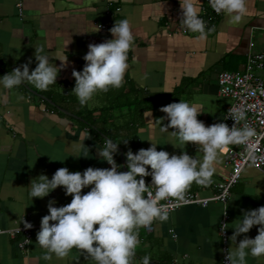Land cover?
<instances>
[{
    "label": "crops",
    "instance_id": "crops-1",
    "mask_svg": "<svg viewBox=\"0 0 264 264\" xmlns=\"http://www.w3.org/2000/svg\"><path fill=\"white\" fill-rule=\"evenodd\" d=\"M205 1L201 0V8ZM19 2L23 4L22 17ZM248 8L239 26L230 25L219 15L217 21L208 26L215 31L200 40L199 34L181 28L179 0H0V76L30 58L29 69L33 70L37 65L35 47L40 45L45 46L49 62L60 68L56 83L47 91L41 92L29 85L11 91L0 90V231L18 228L26 216L36 226L25 251L18 246L20 235H0V264H87L75 249L66 258L53 256L45 260L44 250L36 246V235L41 218L48 214L49 200L55 199L54 206L59 207L70 203L72 197L66 196L62 187L44 198L34 197L32 201L28 193L33 178L41 174L51 178L61 167L71 172H83L88 167H111L98 156L105 137H111L85 126L78 105L68 109L61 99L68 94L74 96L72 73L83 69V56L89 43L111 39L109 29L115 21L129 20L135 47L129 52L125 83L119 89L96 94L89 105L102 106L106 98H142L145 108L135 123L130 141L125 132L127 116L118 111L112 113L108 130L116 136V142L121 141L118 146L125 154L131 146L137 150L150 147L151 141L147 139L152 138L160 143L157 150L179 155L182 150L169 142L175 143L172 129L168 133L160 132L158 119L166 115L160 108L182 99L201 110L197 118L205 126L224 121L232 99L220 95L218 74L224 70H242L251 52H264V0H248ZM201 16L204 18L203 12ZM102 25L107 28L103 29ZM98 26L97 32L79 33L94 31ZM66 57L67 64L61 67L64 62L60 59ZM19 95L25 99L18 101ZM42 95L75 116L50 107ZM167 123L164 120L161 126ZM117 126L121 129H116ZM125 139L127 144L122 141ZM197 147L189 142L183 151L194 157L202 156L197 153ZM114 158L122 165L119 171H127L126 157L120 150ZM225 161L222 154L212 184L227 178L230 169ZM145 178L151 181V177ZM89 190L85 188L82 192ZM187 192L209 197L215 193V188L193 183ZM260 206H264V174L247 166L226 204L184 206L170 212L168 222H154L153 230L139 229L140 243L133 264H141L145 255L151 257L150 264H222V211L227 207V223L231 224L242 215V209ZM228 231L230 237L234 229L229 227ZM257 234L258 226H254L237 239L239 241L243 235L254 238ZM247 264H264V258L257 260L249 256Z\"/></svg>",
    "mask_w": 264,
    "mask_h": 264
},
{
    "label": "clouds",
    "instance_id": "clouds-1",
    "mask_svg": "<svg viewBox=\"0 0 264 264\" xmlns=\"http://www.w3.org/2000/svg\"><path fill=\"white\" fill-rule=\"evenodd\" d=\"M207 2L232 26L244 22L249 11L248 0ZM179 7L182 29L199 34L200 40L215 31L214 27H207L201 16V0H179ZM99 30L100 26L94 31L79 33ZM109 32L111 39L89 43L83 56V69L73 70L75 85L71 93L81 107L86 106L96 94L119 89L125 83L129 52L135 47L134 32L128 19L116 20ZM35 60L37 65L31 71L30 58L27 63L0 76V90L11 91L21 85H29L41 92L47 91L56 83L60 68L49 62L44 45L35 47ZM60 60L64 62L61 67H65L67 57ZM24 99L23 95L17 96L18 101ZM160 111L166 114L158 119L160 132L168 133L172 129L175 143L169 142L182 150L179 155L157 150L160 143L148 138L150 147L135 153L128 149L124 154L127 171H119L122 165L114 156L119 152L121 141L106 138L103 147L98 148V156L110 168L88 167L83 172H71L67 167H61L51 178L41 174L31 180L28 193L31 201L34 197L48 196L57 187H62L65 195L72 197L71 202L63 206H54L55 199L47 204L48 214L41 218L36 235V246L44 250L43 259L51 260L53 256L63 259L75 249L87 264H133L140 243L139 229L154 222H168L172 209L168 201L183 202L193 183L209 186L217 171L216 165L230 147L243 146L244 159L253 164L256 162V148L252 142L256 130L246 123V108L231 107L224 115L225 120L231 118L235 121L231 127L224 122L205 126L197 118L201 110L182 99L162 106ZM164 120L168 123L161 126ZM122 141L128 142L126 139ZM189 142L198 146L197 153H202V156L196 154L194 157L183 151ZM145 177H151L150 183L146 184ZM85 188L90 190L84 193L82 189ZM226 208L222 211L225 215ZM237 218L235 223L221 225V232L229 227L234 229L229 237L231 247L225 256L226 264H247L249 256L257 260L264 258V206L242 209V215ZM22 221L25 229L33 227L24 218ZM254 226H258V234L254 238L243 235L238 241V237L249 233ZM150 262L148 255L141 259V264Z\"/></svg>",
    "mask_w": 264,
    "mask_h": 264
},
{
    "label": "built area",
    "instance_id": "built-area-1",
    "mask_svg": "<svg viewBox=\"0 0 264 264\" xmlns=\"http://www.w3.org/2000/svg\"><path fill=\"white\" fill-rule=\"evenodd\" d=\"M18 7L20 16L22 17V2L18 3ZM202 12L207 27L217 21L219 15L210 8L207 0L202 7ZM102 28L106 29L107 25H102ZM217 82L220 95L232 99V103L228 107L225 115H227L231 107H244L247 109L246 123L256 130V136L252 138V142L256 148L257 160L254 164L246 161L244 159L245 149L243 146H238L237 148L230 147L226 153H223L226 157L225 165L230 169L227 178L218 184L214 185L211 183L209 185L215 188V193L209 197H202L199 193L187 192L185 193V200L179 202V204H177L176 201H168V203L172 205L170 212L188 205L206 207L211 202L226 204L231 197L233 188L240 182L244 169L247 166H252L264 174V52H251L248 55V60L244 69L235 71L224 70L218 74ZM46 111H50V108H46ZM223 122L227 123L229 127L235 123L231 118L224 119ZM145 181L146 184L150 183L146 178ZM202 187L205 188L204 186ZM227 218V214H224L220 222V231L221 225L227 223ZM24 220L30 222L33 227L31 229H25L24 223L21 221L18 228L0 232L9 233L12 236L20 235L21 239L18 242V246L21 250L25 251L31 243L36 226L27 216L24 217ZM146 229L150 231L153 230V224L147 226ZM220 234L222 264H226L225 256L227 250L231 247L229 231L226 229L220 232ZM178 264L182 263L178 262Z\"/></svg>",
    "mask_w": 264,
    "mask_h": 264
},
{
    "label": "trees",
    "instance_id": "trees-1",
    "mask_svg": "<svg viewBox=\"0 0 264 264\" xmlns=\"http://www.w3.org/2000/svg\"><path fill=\"white\" fill-rule=\"evenodd\" d=\"M61 99L68 104L63 105L68 109H71L76 104L78 105V110H80L79 112L81 113L82 122L85 126H88L90 129L97 130L102 136H110L114 141L116 136L113 134V132L108 130L109 124H111L112 122V113L114 111H118L127 116L125 132L126 137L130 141L136 129L135 123L138 121V117L141 116L145 108L144 104H146V102L142 98H129L127 96L126 98H106V104L92 108L89 105L90 102H88L86 106L81 107L75 95L71 96L70 94H68L67 96H65V98ZM50 107L52 106L50 105ZM97 112H100L98 116L96 115ZM119 128L121 129V127H116V129ZM130 144L133 145L132 143ZM132 147L133 146H131V150L134 153L138 151L136 148Z\"/></svg>",
    "mask_w": 264,
    "mask_h": 264
},
{
    "label": "water",
    "instance_id": "water-1",
    "mask_svg": "<svg viewBox=\"0 0 264 264\" xmlns=\"http://www.w3.org/2000/svg\"><path fill=\"white\" fill-rule=\"evenodd\" d=\"M46 102H48L50 105H52V106H54L55 108H57L58 110H60V111H62V112H64V113H67V114H70V115H73V116H75L74 114H71L69 111H67V110H65V109H63V108H61L60 106H58L53 100H51L50 98H47L46 96H44V95H42L41 96ZM105 138H108V137H105ZM118 148H119V150H120V152H121V154H122V156L124 155V152H123V150L118 146Z\"/></svg>",
    "mask_w": 264,
    "mask_h": 264
}]
</instances>
